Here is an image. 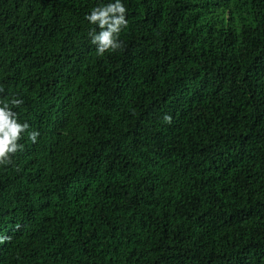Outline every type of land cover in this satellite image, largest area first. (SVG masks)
I'll list each match as a JSON object with an SVG mask.
<instances>
[{
	"label": "trees",
	"instance_id": "16d2710c",
	"mask_svg": "<svg viewBox=\"0 0 264 264\" xmlns=\"http://www.w3.org/2000/svg\"><path fill=\"white\" fill-rule=\"evenodd\" d=\"M108 3L0 0V264H264V0Z\"/></svg>",
	"mask_w": 264,
	"mask_h": 264
},
{
	"label": "clouds",
	"instance_id": "9594fccd",
	"mask_svg": "<svg viewBox=\"0 0 264 264\" xmlns=\"http://www.w3.org/2000/svg\"><path fill=\"white\" fill-rule=\"evenodd\" d=\"M126 7L123 0H109V3L95 7L90 14L85 16V19L92 24L98 25L101 29L98 33L93 30L88 33L91 38V43L96 45L98 55H104L107 51H115L121 47L119 34L123 28L127 27L125 19ZM22 101L12 99L11 105L17 106ZM170 120V117H165ZM27 123H19L16 114L11 110L9 103L5 102L0 106V164H7L10 160V155L22 148L17 141L20 139L21 133L28 129ZM40 135L38 131L28 132V139L33 143L37 141Z\"/></svg>",
	"mask_w": 264,
	"mask_h": 264
}]
</instances>
